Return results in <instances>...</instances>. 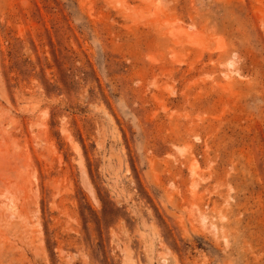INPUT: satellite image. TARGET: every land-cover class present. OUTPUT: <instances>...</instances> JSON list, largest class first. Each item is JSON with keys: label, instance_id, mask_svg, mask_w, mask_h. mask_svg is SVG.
I'll return each mask as SVG.
<instances>
[{"label": "rangeland", "instance_id": "1", "mask_svg": "<svg viewBox=\"0 0 264 264\" xmlns=\"http://www.w3.org/2000/svg\"><path fill=\"white\" fill-rule=\"evenodd\" d=\"M0 264H264V0H0Z\"/></svg>", "mask_w": 264, "mask_h": 264}, {"label": "bare ground", "instance_id": "2", "mask_svg": "<svg viewBox=\"0 0 264 264\" xmlns=\"http://www.w3.org/2000/svg\"><path fill=\"white\" fill-rule=\"evenodd\" d=\"M193 42V41H192ZM219 48V47H218ZM227 65L229 66V67H231V66H233V60H229L228 62H227ZM194 170V169H193Z\"/></svg>", "mask_w": 264, "mask_h": 264}]
</instances>
